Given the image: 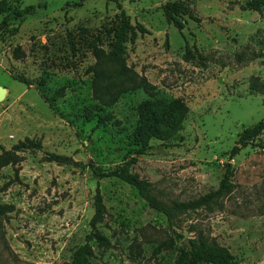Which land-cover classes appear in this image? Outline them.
Here are the masks:
<instances>
[{
    "label": "rangeland",
    "instance_id": "obj_1",
    "mask_svg": "<svg viewBox=\"0 0 264 264\" xmlns=\"http://www.w3.org/2000/svg\"><path fill=\"white\" fill-rule=\"evenodd\" d=\"M36 1L0 0V150L24 136L40 140L0 167V203L11 205L0 215V264H70L89 229L96 182L104 204L96 226L109 245L93 244L87 264H174L182 238L196 235L227 248L236 264H264V128L228 156L240 130L264 116V93L248 90L250 75L264 80V6L168 0L192 15L176 28L163 15L167 0H118L143 30L126 37L117 64L105 55L119 23L115 0H40L33 13L3 20L8 6ZM151 95L187 105L179 130L150 139L132 164L156 197H197L216 188L227 159L233 167L231 190L211 209L172 224L128 182L47 156L104 167L127 158L135 106ZM105 112L112 117L97 121Z\"/></svg>",
    "mask_w": 264,
    "mask_h": 264
},
{
    "label": "trees",
    "instance_id": "obj_2",
    "mask_svg": "<svg viewBox=\"0 0 264 264\" xmlns=\"http://www.w3.org/2000/svg\"><path fill=\"white\" fill-rule=\"evenodd\" d=\"M119 8V23L115 27L114 40L112 49L106 53V57L119 64L117 60L119 54L124 49L126 37L133 38L135 30H143V27L136 23L130 24L125 15L121 4L115 0ZM42 5L40 0L35 3H27L21 7L8 6V11L3 16V20L8 17H22L26 14L33 13L36 7ZM264 6V0H244L242 7L254 10H260ZM161 8L166 21L174 27L181 28L184 25L183 14L189 17L192 15L188 9L178 1H164ZM199 54V53H198ZM103 55V52H101ZM184 58L192 56L189 48L185 46L183 52ZM123 65V63H121ZM248 90L264 93V80L259 79L256 75H250L248 78ZM62 93V86L54 91V95ZM53 95V96H54ZM136 123L131 129L132 140L135 148L131 155L117 162L111 167H104L92 161L86 164L78 160H73L69 155L56 152H47V156L57 162L70 161L81 166H87L96 179L103 176H116L129 184L133 185L139 195L152 208L160 211L169 224L179 214L194 211L199 208L211 209L217 202V199L227 193L232 188L231 174L232 164L229 159L225 161L224 170L218 180L215 189L204 192L203 194L186 200H172L169 203L156 197L149 186V182L141 179L131 167L140 153L145 152L149 140L152 138L165 140L172 137L181 127L182 119L187 112V105L178 96H158L151 95L142 98L135 106ZM112 117L110 112L97 115V121L106 122ZM264 128V116L251 125L243 127L237 135L236 141L231 145L228 156L232 157L238 150L249 143ZM40 147V140L37 138L24 136L17 139L8 148L0 150V167L6 164L14 166L17 161V152L23 149H37ZM16 170V168L14 169ZM92 213L89 217V229L84 234L82 242L77 244L71 252L70 264H87L88 257L92 254L93 244L107 247L108 238L97 228L96 224L100 220L104 204L100 194L99 186L95 183L94 193L92 196ZM11 209L8 203H0V215ZM180 235V234H178ZM190 247H184L178 253L174 264H236L237 260L227 248L220 246L213 241L205 239L202 235H196L189 239Z\"/></svg>",
    "mask_w": 264,
    "mask_h": 264
},
{
    "label": "water",
    "instance_id": "obj_3",
    "mask_svg": "<svg viewBox=\"0 0 264 264\" xmlns=\"http://www.w3.org/2000/svg\"><path fill=\"white\" fill-rule=\"evenodd\" d=\"M2 91H3V88H2V86H0V95H1ZM181 241L185 246L190 247V242H189V239L187 237L182 238Z\"/></svg>",
    "mask_w": 264,
    "mask_h": 264
}]
</instances>
